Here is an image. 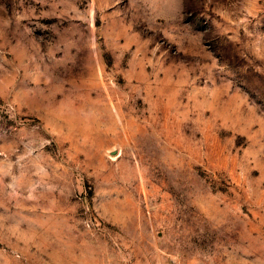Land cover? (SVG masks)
<instances>
[{
  "label": "rangeland",
  "instance_id": "374dc122",
  "mask_svg": "<svg viewBox=\"0 0 264 264\" xmlns=\"http://www.w3.org/2000/svg\"><path fill=\"white\" fill-rule=\"evenodd\" d=\"M0 264H264V0H0Z\"/></svg>",
  "mask_w": 264,
  "mask_h": 264
}]
</instances>
